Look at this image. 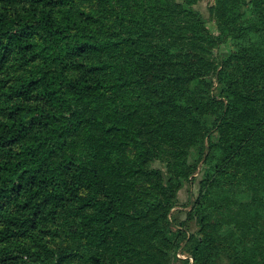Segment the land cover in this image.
<instances>
[{
    "label": "trees",
    "instance_id": "1",
    "mask_svg": "<svg viewBox=\"0 0 264 264\" xmlns=\"http://www.w3.org/2000/svg\"><path fill=\"white\" fill-rule=\"evenodd\" d=\"M198 1L0 0V264H264V0Z\"/></svg>",
    "mask_w": 264,
    "mask_h": 264
},
{
    "label": "rangeland",
    "instance_id": "2",
    "mask_svg": "<svg viewBox=\"0 0 264 264\" xmlns=\"http://www.w3.org/2000/svg\"><path fill=\"white\" fill-rule=\"evenodd\" d=\"M179 3L184 4V0H177ZM215 0H199L193 9L200 12L202 17L206 20L207 26L212 34H217V25L211 16L210 10L214 6ZM185 7L187 5L184 4ZM231 46L229 44L222 45L215 50V58L221 59L225 55L229 54ZM152 166L158 170H161L165 179L168 178V172L166 163L156 159ZM202 174L197 172L191 176L188 181L185 182L183 188L178 192L177 202L170 213V221L172 223L173 231L183 229L188 236L196 235L198 232V225L196 219L191 215L193 204L199 193V182ZM243 201H248L250 196L248 194L243 195ZM193 259L188 253L187 243L184 241L181 243L180 248L174 253L171 264H192Z\"/></svg>",
    "mask_w": 264,
    "mask_h": 264
}]
</instances>
